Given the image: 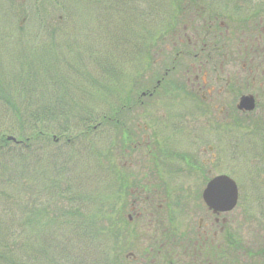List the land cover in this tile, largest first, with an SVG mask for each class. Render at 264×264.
Segmentation results:
<instances>
[{
    "label": "rangeland",
    "instance_id": "obj_1",
    "mask_svg": "<svg viewBox=\"0 0 264 264\" xmlns=\"http://www.w3.org/2000/svg\"><path fill=\"white\" fill-rule=\"evenodd\" d=\"M169 2L170 0H0V88L9 97L17 98L15 102H19L21 85L26 82L31 87L35 86V81H32L34 73L44 86L42 89L39 87L41 90L36 97L42 95L49 98L52 88L58 85L55 80L63 77L66 86L64 82L61 84L67 97L70 95L83 99L86 96L85 102L92 105L101 104L105 107L110 103L108 108L119 107L116 115L121 123L126 120L125 125L128 126L124 128L119 123L123 127L120 128L117 124L109 125L113 122L105 120L96 129L93 128L96 125L91 126L89 132H93L89 135L71 131L70 138L73 142L76 139L72 145H67L66 139H63L62 142H56L54 147L49 145L37 146L34 150L23 149L22 151H26L25 158L0 156V205L13 197L11 185L14 182L9 186V173L3 169L6 162H9L6 167L11 171L20 173L23 167L31 168L32 175L36 167L45 166V170L51 175L49 181L54 179L55 187L59 185V188L54 192L43 191L41 195L39 193L42 188L31 183V194L34 196L36 193L35 201L37 204L40 201L42 206L50 203V207L54 209L56 200L64 205L67 201L63 198L79 195L83 199L92 195L104 199L106 214L103 215L107 218L103 225L107 227V232L94 233L95 238H90L93 242L84 236L74 240L71 237L75 230V219L71 217L69 223H60L62 229H59L62 246L66 250L62 251L60 246L52 252L45 264H107L108 261L99 255H104L106 249L113 255L112 247H115V252L117 250L120 253L121 264H143L139 261L142 257L160 259L157 249H150V243L155 241L152 240L154 235L146 234L149 231L148 217L132 221L129 218L132 213L130 194L135 188L132 181L134 173H142L143 177L144 173L150 172L147 159L144 160L147 152H141V149H146L143 144L148 137L144 140L142 135L156 134L159 130L166 135H175L172 143L174 150L189 147L196 150V156H201V160L211 159L214 157L213 152H198H202L203 148L214 147L217 162L211 165L212 174L230 175L238 183L240 194L238 206L229 215L228 230L221 238L227 236L232 241L264 243V88L248 85V75L244 74L246 79L238 88L228 91L223 98L214 96L215 100L210 102L209 98L203 101L202 95L196 94L192 85L188 84V79L193 78V74L176 70L166 74L163 66L174 65L177 57L171 41L153 43L144 37L148 32L159 29L161 35H168L170 26L164 23V18H167L170 10L164 5ZM40 17L49 21L48 34L38 33ZM50 28L56 32L53 36L49 34ZM43 38L48 40L47 43L44 44ZM160 50H163L162 55ZM41 60L45 61L47 71ZM183 60L188 62V58ZM69 61L73 62L70 66L75 65L77 69L74 75L68 67ZM55 62L57 65H54ZM134 80L139 81L135 83ZM96 81H101L102 86L96 84ZM158 81L161 82L160 85ZM105 86L111 89L107 96L100 91ZM118 90H124L122 93L125 95L131 93V101L125 106L132 109H124V101L119 103ZM256 91L262 96V101L246 118L238 111L236 95ZM143 92L148 94L143 103H140L138 98ZM186 93L195 94V103L211 106L209 114L218 115L225 108L223 114L228 115H215L210 123L193 120L192 116L195 114L193 117L196 118L199 114L197 108L200 106L192 105L193 100L191 102ZM5 102L7 101L0 98V126L3 130L6 129L3 122L5 108L9 107V103L7 105ZM102 106H99L100 109ZM108 113L106 118L116 120L112 111ZM225 117H228L227 120H224ZM221 124L226 126L222 128ZM129 133L136 134L134 146L131 144L132 138L129 141ZM8 134L17 137L19 130ZM192 135H200L201 138ZM180 155L188 156L187 153ZM39 159L45 165L37 162ZM195 169L200 173L199 177H203L204 172H207V165L198 164ZM198 172L178 186L167 183L160 187L164 189L162 193L167 201L160 210L164 225L173 226L180 236H187L186 230L196 229L199 219L195 216L191 221V217H183V214L194 209L195 214L201 212L204 215L206 210L201 199L205 185L198 184ZM144 181L146 182L145 178L141 180L139 187H145ZM149 184L148 182V191L155 188ZM60 189L64 191L63 194L59 192ZM108 202H112L116 208H123L118 218L114 211L111 214V222L112 218L120 222L113 226L117 233L121 230L119 239L113 238L112 226L109 227V209L106 210ZM141 205L146 206L144 203ZM57 206L58 210L63 211ZM157 207L156 205L155 208ZM4 211L0 208L1 217L5 214ZM14 212L19 215V211ZM88 212L96 215L95 210L90 208H87L85 214ZM49 226V232L58 228L56 224ZM34 227L33 243L38 247L48 229L37 224ZM131 252L138 257V263L132 260V256L126 258ZM34 256L37 263L42 264L43 257L38 253ZM55 256L56 262H51ZM165 256L167 255L162 258Z\"/></svg>",
    "mask_w": 264,
    "mask_h": 264
},
{
    "label": "flooded vegetation",
    "instance_id": "obj_2",
    "mask_svg": "<svg viewBox=\"0 0 264 264\" xmlns=\"http://www.w3.org/2000/svg\"><path fill=\"white\" fill-rule=\"evenodd\" d=\"M164 6L170 10L167 18H164V23L170 26L167 30L169 33L161 35L159 29L155 38L157 42L171 41L172 48L177 53L174 65H162L166 74L175 70L193 74V78L189 77L188 84L192 85L196 94L202 95L203 101L209 98L208 101L213 102L214 96L225 97V93L238 88L246 78L248 85L264 88V0H171ZM144 38L147 39V35ZM159 53L162 55L163 50ZM183 58H188V62ZM244 74L248 76L244 78ZM160 84L158 81V85ZM147 94L143 92L142 95ZM186 94L191 102L193 100L192 105L199 104L195 103L194 93ZM244 96H252L256 107L261 103L262 96L257 91L236 95L239 113L249 117L248 110L239 107ZM199 106V114L196 118L193 117L194 114L193 120L199 119L206 123L214 120L217 114H209L211 106ZM224 109L217 116L228 115L223 114ZM221 126L223 128L226 124ZM131 135L133 145L136 134ZM192 136L201 138L200 135ZM142 137L144 140L148 137L143 144L147 150L141 149V152H147L144 160L147 159L150 172L144 173L143 177L142 173H134L132 181L135 188L130 194L132 213L129 218L132 221L148 217L149 231L146 234L154 235L152 240L155 241L150 243V249H157L160 259L144 257L140 261L143 264H264V243L232 241L227 236L221 238L228 230L229 215L234 210L210 209L203 202L206 208L204 215L201 212L195 214L194 209L185 215L187 218L191 217V221L195 216L199 218L196 229L186 230L187 236H180L179 231L164 225L160 210L167 201L162 193L164 189L160 187L167 183H184L185 179L198 172L195 169L198 164L207 165L204 176L199 177L198 172L199 178L195 177L200 181L199 185L206 187L218 175H213L211 168L217 158L213 146L198 152H213L214 157L211 159L201 160V156H196V150L189 147L176 151L172 146L175 135H166L160 130L152 135L145 133ZM137 146L141 147L135 145ZM182 153H187L188 156L180 155ZM144 178L145 187H139ZM148 182L155 188L148 191ZM203 192L202 189L201 197ZM142 203L146 206H142ZM163 255L167 256L162 258ZM132 260L138 261V258L134 256Z\"/></svg>",
    "mask_w": 264,
    "mask_h": 264
},
{
    "label": "trees",
    "instance_id": "obj_3",
    "mask_svg": "<svg viewBox=\"0 0 264 264\" xmlns=\"http://www.w3.org/2000/svg\"><path fill=\"white\" fill-rule=\"evenodd\" d=\"M41 20L38 21V33L42 35L48 34L47 25L49 21L47 22V19L45 20L44 17H42ZM157 33L158 32L156 30L150 31V33L148 32L149 35H152L150 36V38L147 35L146 40L150 39L153 43L156 42L155 35ZM49 34L53 36L54 34H56V32L54 31V29L51 30L50 28ZM43 41H45V44L48 40L46 41L43 38ZM150 47L151 45L149 46V49ZM81 60L83 61V59ZM41 63L44 65L43 67L45 68V71H47L45 61L41 60ZM72 63L73 62L69 61L68 67H70L71 69V74L74 75L77 72V69L75 65L70 66ZM54 65H57V62H55ZM64 80L65 78L63 77H61V79L59 80H55L58 82V85L52 88V92H50L49 98H46V96L42 95L36 97V95L44 86L41 85L42 83L38 79V76L34 75L33 73L32 81H35V86L31 87V85L27 84L26 82L21 85V99L20 101L18 100L19 102L17 103L15 102L17 98L12 99L7 95V92L5 90H2L0 88V98L6 100L9 103V107L5 108L6 113L4 114L3 118L6 129L3 130L2 126H0V129L2 128L0 131V156L4 157L12 155L23 156L25 158L24 153L28 149L31 150L37 146L46 147L49 145L54 147L56 142H62L63 139H66L67 145H72L74 144L76 139L73 142V139L70 138L69 135L71 131L75 130L80 132V134L88 133L89 135L91 131L93 132V130L89 132V128H91V126L96 125L93 127L94 129H96L98 125L103 124V121L105 120H110L111 122H113H108L109 125L117 124L119 126L121 124L124 128L128 127L127 125H125L126 120L123 121L122 124L121 119L118 115H116L118 114L117 112L119 110V107L108 108L110 103L106 104L105 107H103L101 104L92 105L85 102L87 100L86 96L83 99L71 97L70 95L67 97V95L63 92L64 86H66ZM136 81L135 83H137ZM62 82H64V86L61 84ZM95 83L100 87L102 86L101 81H96ZM40 86L41 89H39ZM100 91L104 95H106L107 93H111V89H109L108 86L100 89ZM121 91L124 93V90ZM118 92L120 91L118 90ZM122 92L118 93V97L120 96L118 98V101L120 104L124 101V103H122L123 107L125 105H128V102L131 101L129 99L131 93L125 95ZM145 97L146 96L142 95L138 98L140 100V103H143ZM99 106H102V108L100 109ZM124 109H132V107L129 106L128 108V106H125ZM108 111H112L113 114L116 115V120L106 118V115H109ZM15 130H19V134L16 137L17 140H19V142L17 143L8 139V137L10 136L8 132L15 133ZM123 130L124 132H128V130L126 129ZM75 134L78 135L77 133ZM128 136L130 141L132 135L129 133ZM23 149H25L26 151H22ZM42 159H39L37 162L42 163L41 165H45ZM4 164H6L5 166L3 165L4 171L9 173L10 184H8L9 186L13 182L14 184L11 185L13 197L5 200L3 205H0V208L5 210V214H3V217L0 216V264H39L37 263V259L34 256L36 253H38L39 256L43 257L41 261L42 264H45V262L48 263V257L51 258L52 252L59 249L60 246L62 247L60 248L62 249V251L66 250L65 247L62 246V241L60 238L61 234L59 233V229H62V227H60V223H69L71 217L75 219L73 223L75 224V230L74 234L72 233L71 237L74 240H76L80 236L94 239V233H101L103 231L107 232V227L103 225V223L106 222L107 218L103 215L106 214L105 207H103L104 199L100 198V196L96 197V195H92L87 196L84 199L80 198V195L78 197L74 196L63 198V200L67 201V203L62 205L56 200L54 202V204L56 205L54 209L50 207V203L42 206L40 201L38 204L36 202V193L34 194V196L33 194H31V189L33 187L31 183H35L37 188H42H40L42 191L40 190L39 193L41 195L43 191L54 192V190L59 188V185L55 187L54 179L52 181H49L51 175L47 173L48 171L45 170V166H43L42 168L36 167L32 175L31 168L23 167L21 169V172L18 173V171L13 172L11 171V169L6 167L8 166L9 162H6ZM33 176L35 177L32 178ZM30 178H32V181ZM59 192L63 194L64 191L60 189ZM61 194L59 195L62 198L63 195ZM57 205H59L63 211L58 210L59 207ZM87 208H90L93 211L95 210L96 215L93 216V213L91 212L85 214L87 212ZM107 208L109 209L107 214L109 216L110 222L109 227L112 226V236L114 239H119L121 230L119 229V233H117V230H114L113 226L119 225L120 222H117L115 218H112L111 222V214L114 211L116 217L118 218L120 213L123 212V208H116L112 202H108L106 210ZM14 211H19V215L15 214ZM6 216H8L10 219H4V217ZM35 224L43 226L44 228L47 227L46 229H48V231L46 230L47 232L45 233L44 239L40 240V244L38 245V247L34 246L32 237V229L35 228ZM50 224H56L58 225V228H56L53 232H49ZM92 228L95 230H93ZM171 228L173 229V226ZM92 239L90 240L92 241ZM114 248L112 247L113 255L112 252L107 251V249L104 255H99L103 256L104 260L108 261L107 264H121V257L119 255L120 253H117V250L115 252ZM147 255L150 254L147 253ZM56 257L57 256L53 257V259H51V262H56Z\"/></svg>",
    "mask_w": 264,
    "mask_h": 264
},
{
    "label": "water",
    "instance_id": "obj_4",
    "mask_svg": "<svg viewBox=\"0 0 264 264\" xmlns=\"http://www.w3.org/2000/svg\"><path fill=\"white\" fill-rule=\"evenodd\" d=\"M242 109L253 110L255 108L252 96H244L239 105ZM9 140L17 141L15 137ZM204 199L210 208L215 210H231L237 204L238 187L236 182L229 176L221 175L215 177L204 191Z\"/></svg>",
    "mask_w": 264,
    "mask_h": 264
}]
</instances>
